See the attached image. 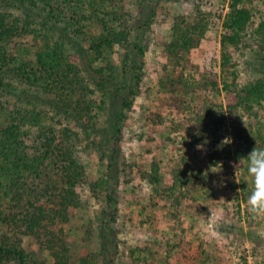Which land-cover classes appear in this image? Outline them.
<instances>
[{
    "label": "trees",
    "instance_id": "1",
    "mask_svg": "<svg viewBox=\"0 0 264 264\" xmlns=\"http://www.w3.org/2000/svg\"><path fill=\"white\" fill-rule=\"evenodd\" d=\"M129 1L0 0V264H95L113 245L117 182L127 168L132 173L120 145L123 124L140 94L148 48L135 39L139 27ZM251 15L244 0H229L225 15L222 10L212 15L209 3H201L194 15L175 17L172 40L164 47L157 107L181 120L191 111L195 124L205 127L210 120L217 126L221 121L214 113L222 105L213 100L222 85L229 112L264 109V79L240 86L231 71ZM219 24L221 84L211 63L217 58L198 53L205 39L216 37ZM254 38L264 63V21ZM117 47L119 64L113 60ZM117 103L119 112L112 114ZM96 111L111 114L102 127ZM156 113L154 124L162 120ZM93 153L101 167L98 177H89L81 164ZM183 160L172 161L165 177L153 161L149 173L139 169L137 183L152 186L148 222L166 224L175 236L166 240V254L175 253L183 264H205L204 242L192 241L190 230L209 176L188 171ZM85 185L99 205L86 240L95 229L101 255L76 263L65 226L81 207Z\"/></svg>",
    "mask_w": 264,
    "mask_h": 264
},
{
    "label": "rangeland",
    "instance_id": "2",
    "mask_svg": "<svg viewBox=\"0 0 264 264\" xmlns=\"http://www.w3.org/2000/svg\"><path fill=\"white\" fill-rule=\"evenodd\" d=\"M201 3H209L212 15L219 10H222L223 15L228 11L229 0L128 2L127 9L139 27L135 31V39L148 48L144 54L140 94L135 99L132 112L126 116L120 142L122 154L127 165L131 166L132 173L127 168L128 175L117 182L118 206H113V209H117L114 228L117 236L112 240L109 253L104 259H96L95 264H183L175 253L166 254V240H175L168 226L158 222L151 224L147 220V215L152 214V211L147 213L146 209L152 186L146 180L137 183L139 169L149 173L151 164L155 161L162 177H165L172 161L179 160L181 156L184 157L185 169L201 170L209 176L206 182L210 187L193 208L195 215L192 217L193 227L190 230L192 241L204 242L203 257H208L205 264H264V213L253 215L249 212L246 201L252 182L246 174V162L242 160L237 173L233 167V162L238 163V158L247 157L256 145L264 148L262 106H254L251 115L241 109L237 113H231L225 106V93L220 85L213 100L222 105V109L214 113V119L221 121L217 126L210 120L205 123V127L202 122L195 124L191 111H186L181 120L170 111L161 109L160 105L157 107L160 92L158 80L165 66L164 47L172 40L173 20L177 16L194 15L196 5ZM244 5L251 9V20L246 28V36L233 53L232 61L235 66L231 68L236 73L240 86L258 78L264 79V63L258 57L260 50L254 38V30L264 21V0H244ZM220 32L219 24L216 37L211 34L205 39L198 53L208 60L217 58L211 63L221 84ZM121 56L122 52L117 47L113 55L116 64L120 63ZM98 65L100 63H96ZM92 97L99 103V97ZM13 102L14 99L11 103ZM119 108L120 103H117L112 114H118ZM153 111L154 114L151 113ZM155 112L161 116L160 123L150 121ZM95 113L101 127L108 114L111 116L108 111ZM226 137L231 138L232 143L221 150L218 146ZM197 145L204 147L198 150ZM81 164L89 177L101 175L99 158L95 153L83 156ZM80 200L81 207L76 211L75 218L65 226L67 245L76 263L81 258L101 255L95 229L90 231V240H86V230L90 228L99 209L87 185L80 191ZM28 242L30 240H25V245ZM44 256L48 257V253L44 252Z\"/></svg>",
    "mask_w": 264,
    "mask_h": 264
},
{
    "label": "clouds",
    "instance_id": "3",
    "mask_svg": "<svg viewBox=\"0 0 264 264\" xmlns=\"http://www.w3.org/2000/svg\"><path fill=\"white\" fill-rule=\"evenodd\" d=\"M231 143L232 139L226 137L218 147L222 150ZM203 147L204 145H197L198 150H202ZM242 160L246 162V174L252 182V189L246 201L249 212L253 215H259L264 213V148L256 145L247 157L238 158V163L233 162L236 173L242 166Z\"/></svg>",
    "mask_w": 264,
    "mask_h": 264
}]
</instances>
